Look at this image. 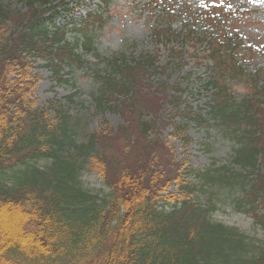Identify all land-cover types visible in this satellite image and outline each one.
<instances>
[{
	"label": "trees",
	"instance_id": "1",
	"mask_svg": "<svg viewBox=\"0 0 264 264\" xmlns=\"http://www.w3.org/2000/svg\"><path fill=\"white\" fill-rule=\"evenodd\" d=\"M19 2L26 7L22 13L0 2V264H264V242L213 222L212 204L193 203L199 189L185 180L192 171L184 170L159 132L170 129V136L188 144L189 126H206L208 119L199 111L181 107L179 97L185 91L179 84L160 86L147 99L148 92L136 85L135 66L125 60L113 64L118 80L99 78L100 88L92 95L97 110L124 112L125 123L117 134L123 143L120 151L99 132L83 135L77 144L69 115L53 110L52 119L34 108L29 101L35 85L27 71L29 62L41 59L59 76L61 51L65 47L71 53L73 44L65 46L68 25L58 20L74 10L60 0ZM198 16L205 17L197 22L207 30L223 27L219 17L224 15L217 8L201 10ZM228 21L235 19L228 16ZM74 31L81 32V44L90 49V32L82 31L80 24ZM207 32L199 39L210 47L207 57L212 63L206 88L214 90V97L208 113L237 126L232 165L246 174L222 168L216 177L200 176L207 183L239 182L235 210L248 213L264 231V142L256 127L264 121L257 120L251 101L233 103L225 82H218L233 68L238 77H246L225 54L236 52L241 39L228 31L216 41ZM187 33L197 38L193 31ZM179 36L159 32L153 39ZM254 87L260 95L262 88ZM130 126L137 133H131ZM90 167L99 170L108 194L83 187L82 174ZM172 185L174 194L160 196ZM257 206L263 207L262 214Z\"/></svg>",
	"mask_w": 264,
	"mask_h": 264
},
{
	"label": "rangeland",
	"instance_id": "2",
	"mask_svg": "<svg viewBox=\"0 0 264 264\" xmlns=\"http://www.w3.org/2000/svg\"><path fill=\"white\" fill-rule=\"evenodd\" d=\"M60 1L70 2L69 7L74 10L58 20L59 25H68L65 46L73 44V51L69 53L65 47L61 51V59L64 60L57 65L60 68L57 78L43 60H30L27 71L34 77L35 85L29 101L34 108L46 112L52 119H55L53 110L61 109L69 115L77 144L83 141V135L99 132L101 136H108L114 150L120 151L123 143L117 134L125 123L124 112L97 110L92 95L100 88L99 78L118 80V75L113 73V64L125 60L128 66H135L133 76L139 78L136 85L148 92L145 95L147 99L149 92L156 93L160 86L179 84L185 91L179 97L181 107L199 111L208 119L206 126L197 128L191 124L186 132L190 138L188 144L170 136V129L160 127L159 132L171 145L176 160L184 164V170L192 171L185 180L199 189L193 203L205 207L212 204L213 222L236 228L258 243L264 242V231L255 224L254 219L248 213L235 210L233 202L241 196L239 182L214 180V183H207L200 176L216 177L223 173L222 168L232 174L244 176L246 173L232 165L233 153L238 147L237 126L224 124L208 113L214 97V90L206 88L212 63L207 57L210 47L199 39L205 31L216 41L223 40V35L228 31L231 36L241 39L240 45L235 44L236 52L229 50L230 54H225L230 55L232 62L246 77H238L231 65L233 69H229L218 82H225L233 103L251 101V107L259 115L257 120L264 121V0H164L163 4L157 0H105L106 6L101 0ZM215 1L222 2L225 7L224 17H219V24L223 27L207 30L205 24L197 22L205 18L198 14ZM0 2L2 6L21 13L26 9L19 0ZM226 15L236 16L235 21H228ZM79 24L82 31L90 32L93 40L90 49L81 44V32L74 31ZM188 30L193 31L197 38L187 33ZM170 31L182 36L168 41L164 38H158V41L153 39L159 32L164 34ZM75 42H79L77 46H74ZM252 76H256V80L253 81ZM254 86L262 88L260 95L254 93ZM171 96L176 98V95ZM258 124L256 127L264 142V122ZM130 131L137 133L132 127ZM38 164L43 167L42 162ZM91 168L82 174L83 187L95 194H108L101 173ZM174 192L172 185L160 196L166 198ZM257 207V213L262 214L263 207Z\"/></svg>",
	"mask_w": 264,
	"mask_h": 264
}]
</instances>
